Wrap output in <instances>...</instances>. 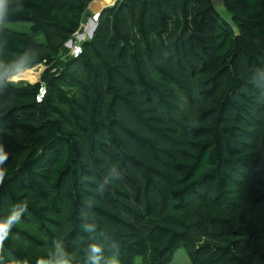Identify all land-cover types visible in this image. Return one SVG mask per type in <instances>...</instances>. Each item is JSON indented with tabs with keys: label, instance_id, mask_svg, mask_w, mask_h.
<instances>
[{
	"label": "trees",
	"instance_id": "trees-1",
	"mask_svg": "<svg viewBox=\"0 0 264 264\" xmlns=\"http://www.w3.org/2000/svg\"><path fill=\"white\" fill-rule=\"evenodd\" d=\"M94 1L0 18V264H264V0H119L71 56Z\"/></svg>",
	"mask_w": 264,
	"mask_h": 264
},
{
	"label": "rangeland",
	"instance_id": "rangeland-1",
	"mask_svg": "<svg viewBox=\"0 0 264 264\" xmlns=\"http://www.w3.org/2000/svg\"><path fill=\"white\" fill-rule=\"evenodd\" d=\"M118 1L119 0H117L116 3H114V5H116L118 3ZM213 2H214L215 7L223 15V17L226 18L229 21H232L231 16L226 12L223 0H213ZM114 5H111V3H109L108 7L114 6ZM105 9L106 8H104L100 12H97V13L100 14V19H101V13ZM95 13H96L95 11L94 12H90L88 10V14L85 17V19L83 20V22L81 23L79 31L76 34H74L73 37L71 38V40L67 43V46L71 48V53H72V47L75 48L76 44L78 42H81L82 43V47H83V44L86 41L91 40L93 38V35H94V33H95L96 29H97V26L94 27L93 24H91L92 23L91 21L93 20ZM3 25L7 29H10V30L16 32L19 35H30L31 34L30 24H27V23H10V24H3ZM92 30H93V32L91 34L88 33V31L91 32ZM62 59H67V56H63ZM34 68H35L36 74H39L38 78L36 80H34V81H28V80H25V79H23V80H14V79H12L13 78L12 76L14 75V73L9 78V80L11 82H13L14 84H16V85H25L27 83H36V82L41 80L42 74H43V72L46 69V65L45 64H40V65H38L37 67H34ZM240 192L243 194L244 197L246 196L245 189H241ZM260 227H261V229L264 228V222L260 224ZM263 233H264V230H263ZM134 264H158V263H156V260L154 259L153 254L149 252L146 256H139V257L135 258ZM166 264H191V260H190V257H189L187 249L185 247L178 248L174 252L171 260L169 262H167Z\"/></svg>",
	"mask_w": 264,
	"mask_h": 264
},
{
	"label": "clouds",
	"instance_id": "clouds-1",
	"mask_svg": "<svg viewBox=\"0 0 264 264\" xmlns=\"http://www.w3.org/2000/svg\"><path fill=\"white\" fill-rule=\"evenodd\" d=\"M6 3L7 0H0V18H2L5 13ZM0 23H2V20H0ZM6 157L7 154L3 151L2 148H0V164H3V162L6 160ZM3 177H4V171L0 170V182L3 181ZM21 213H22L21 209L13 210L11 214L8 216L6 221L0 222V247H2L3 242L9 236L10 228L21 220ZM91 251L94 254L92 257L93 260L98 261L99 258L95 254L101 251L100 247L93 245L91 247ZM58 252L60 253L61 258L55 261V264H69V260L63 258L62 250L58 249ZM38 264H48V262L41 260L38 262ZM108 264H119V261L114 256L108 261Z\"/></svg>",
	"mask_w": 264,
	"mask_h": 264
},
{
	"label": "bare ground",
	"instance_id": "bare-ground-1",
	"mask_svg": "<svg viewBox=\"0 0 264 264\" xmlns=\"http://www.w3.org/2000/svg\"><path fill=\"white\" fill-rule=\"evenodd\" d=\"M97 13V12H96ZM93 31V30H92ZM37 67V66H36ZM39 74H36L35 68H27V69H21L14 73L12 76L14 80H28V81H34L38 78Z\"/></svg>",
	"mask_w": 264,
	"mask_h": 264
},
{
	"label": "crops",
	"instance_id": "crops-1",
	"mask_svg": "<svg viewBox=\"0 0 264 264\" xmlns=\"http://www.w3.org/2000/svg\"><path fill=\"white\" fill-rule=\"evenodd\" d=\"M117 0H95L90 4L89 11L90 12H100L104 8L108 7V4L114 5Z\"/></svg>",
	"mask_w": 264,
	"mask_h": 264
},
{
	"label": "built area",
	"instance_id": "built-area-1",
	"mask_svg": "<svg viewBox=\"0 0 264 264\" xmlns=\"http://www.w3.org/2000/svg\"><path fill=\"white\" fill-rule=\"evenodd\" d=\"M99 21H100V14L99 13H95L94 14V18H93V20L91 21L92 23L91 24H93V26L95 27V26H98L97 24L99 23ZM93 31H88V33H92ZM70 48V47H69ZM71 49V48H70ZM82 49H83V47H82V43L81 42H78L77 44H76V47L75 48H73L72 47V53H71V51H70V53H69V55L71 54V56H78L80 53H82Z\"/></svg>",
	"mask_w": 264,
	"mask_h": 264
}]
</instances>
